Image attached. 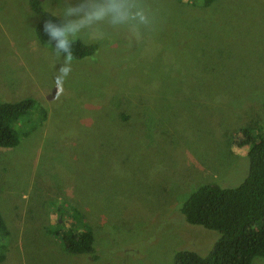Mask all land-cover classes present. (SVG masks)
Listing matches in <instances>:
<instances>
[{
	"label": "rangeland",
	"instance_id": "374dc122",
	"mask_svg": "<svg viewBox=\"0 0 264 264\" xmlns=\"http://www.w3.org/2000/svg\"><path fill=\"white\" fill-rule=\"evenodd\" d=\"M40 2L60 18L65 0ZM143 3L148 27L78 39L94 51L61 88L62 57L36 41L29 0H0V102L38 105L15 124L27 136L0 148V264H173L175 250L204 256L217 239L179 209L203 184L237 186L240 130L264 134V0ZM69 206L91 228L92 255L64 250L57 211Z\"/></svg>",
	"mask_w": 264,
	"mask_h": 264
},
{
	"label": "trees",
	"instance_id": "16d2710c",
	"mask_svg": "<svg viewBox=\"0 0 264 264\" xmlns=\"http://www.w3.org/2000/svg\"><path fill=\"white\" fill-rule=\"evenodd\" d=\"M29 7L37 17L34 36L40 45H53L42 32L43 21L58 20L53 14L41 7L40 0H29ZM94 46L80 40L73 43L74 59L88 57ZM30 98L16 102H0V148H14L26 131L16 129L18 118L30 109L37 107ZM264 111V85L261 97ZM41 116L44 114L41 111ZM250 129L240 130L237 145L246 147V174L235 187H220L215 184H203L192 191L180 205L184 221L208 231H215L218 237L206 255L200 256L190 250L174 251L173 264H251L253 258H264V134L253 138ZM57 222H62L71 231L64 244L66 253L72 255H92L93 235L90 226L80 211L69 206L57 211ZM68 222H63V219ZM57 234V232L55 233ZM8 237V231L0 215V240ZM3 244H0V261Z\"/></svg>",
	"mask_w": 264,
	"mask_h": 264
},
{
	"label": "clouds",
	"instance_id": "9594fccd",
	"mask_svg": "<svg viewBox=\"0 0 264 264\" xmlns=\"http://www.w3.org/2000/svg\"><path fill=\"white\" fill-rule=\"evenodd\" d=\"M132 21L145 27L152 23L151 10L143 0H65L60 18L46 19L42 25L56 57L63 61L55 76L56 83L62 88L72 72L76 40L102 26L121 29Z\"/></svg>",
	"mask_w": 264,
	"mask_h": 264
}]
</instances>
